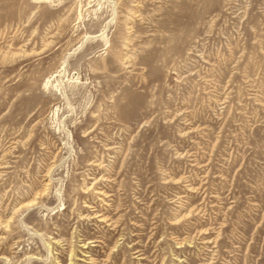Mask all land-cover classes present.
I'll return each mask as SVG.
<instances>
[{
	"label": "rangeland",
	"instance_id": "rangeland-1",
	"mask_svg": "<svg viewBox=\"0 0 264 264\" xmlns=\"http://www.w3.org/2000/svg\"><path fill=\"white\" fill-rule=\"evenodd\" d=\"M0 264H264V0H0Z\"/></svg>",
	"mask_w": 264,
	"mask_h": 264
},
{
	"label": "bare ground",
	"instance_id": "bare-ground-1",
	"mask_svg": "<svg viewBox=\"0 0 264 264\" xmlns=\"http://www.w3.org/2000/svg\"><path fill=\"white\" fill-rule=\"evenodd\" d=\"M23 202V201H22ZM36 202V201H35ZM32 203H34V202H32ZM28 204H30V203H28ZM23 205V204H22ZM19 207V206H18ZM102 217V216H101ZM90 262H92V261H90Z\"/></svg>",
	"mask_w": 264,
	"mask_h": 264
}]
</instances>
